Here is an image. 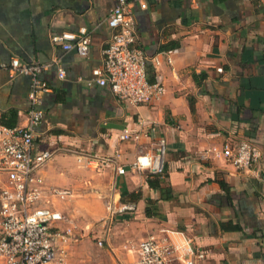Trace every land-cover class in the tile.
<instances>
[{"label": "crops", "instance_id": "0c3cea01", "mask_svg": "<svg viewBox=\"0 0 264 264\" xmlns=\"http://www.w3.org/2000/svg\"><path fill=\"white\" fill-rule=\"evenodd\" d=\"M115 3L0 0L5 125L23 126L30 106V78L13 74L11 60L46 65L41 76L50 88L34 141L38 150H55L40 174L46 199L64 216L56 225L72 229L67 264L129 262L150 237L203 248V264H264V0H128L133 46L150 56L148 77L167 88L137 106L120 101L93 74L111 41L106 18ZM83 26L91 35L87 56L51 40ZM152 126L138 141L119 138L126 128ZM160 138L165 174L152 186L132 163ZM243 139L262 151L253 169L207 153ZM5 180L0 174V186ZM51 189L69 194L58 199ZM113 195L122 211L111 215ZM148 199L155 215L146 214Z\"/></svg>", "mask_w": 264, "mask_h": 264}, {"label": "built area", "instance_id": "2783aa9c", "mask_svg": "<svg viewBox=\"0 0 264 264\" xmlns=\"http://www.w3.org/2000/svg\"><path fill=\"white\" fill-rule=\"evenodd\" d=\"M106 22L113 30L110 43L103 50L102 65L93 69L95 80L108 86L122 102L141 105L160 99L167 91L160 81H150L148 61L150 56L133 44L136 30L130 23L128 0H115ZM145 7L146 3L141 2ZM52 42L64 50H76L87 56L91 46L89 30L83 26L78 31H64L52 35ZM11 72L29 76V109L23 126L10 127L3 123L0 110V174L6 180L0 186V259L4 264H67L66 244L72 239V229H61L56 224L64 219L46 199L42 167L52 158L55 150H38L35 146L36 129L44 119L43 94L50 88L41 74L45 64L13 58ZM222 71V68H219ZM60 75L64 70L60 69ZM143 123V122H141ZM143 125V124H141ZM150 129L133 131L128 128L120 133V140L138 141ZM224 158L238 170L253 169L262 158L259 146L249 139L226 142L220 148L214 146L207 153ZM166 140L158 139L149 150L139 153L133 167L146 174H163L165 170ZM101 162H111L100 157ZM119 174L124 166H116ZM51 194L64 199L68 190L51 189ZM115 194V193H114ZM116 195V194H115ZM115 196L109 209L115 214L121 209L115 206ZM120 198H117L119 202ZM99 245L102 241L99 240ZM134 260L120 264H203L207 258L203 248L191 244L180 248L170 239L150 237L139 242ZM184 250V251H183ZM183 251V252H182Z\"/></svg>", "mask_w": 264, "mask_h": 264}, {"label": "trees", "instance_id": "16d2710c", "mask_svg": "<svg viewBox=\"0 0 264 264\" xmlns=\"http://www.w3.org/2000/svg\"><path fill=\"white\" fill-rule=\"evenodd\" d=\"M148 72H149V68H148ZM150 81H153V78H149ZM165 174V171L163 174H146L147 175V179H148V183L150 185H154V186H159L161 183V179L163 177V175ZM166 193H168V197L170 198L171 195H169V190H164ZM155 204V201L148 199V205L146 207V214L148 216H152L155 215L157 213V211L155 210V208L153 207V205ZM235 227H239V226H235Z\"/></svg>", "mask_w": 264, "mask_h": 264}, {"label": "rangeland", "instance_id": "374dc122", "mask_svg": "<svg viewBox=\"0 0 264 264\" xmlns=\"http://www.w3.org/2000/svg\"><path fill=\"white\" fill-rule=\"evenodd\" d=\"M0 264H4V262L0 259Z\"/></svg>", "mask_w": 264, "mask_h": 264}]
</instances>
